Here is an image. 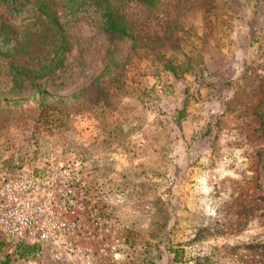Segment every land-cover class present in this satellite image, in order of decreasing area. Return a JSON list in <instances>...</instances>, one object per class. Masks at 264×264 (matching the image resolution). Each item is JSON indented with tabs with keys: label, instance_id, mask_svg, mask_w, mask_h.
<instances>
[{
	"label": "rangeland",
	"instance_id": "obj_1",
	"mask_svg": "<svg viewBox=\"0 0 264 264\" xmlns=\"http://www.w3.org/2000/svg\"><path fill=\"white\" fill-rule=\"evenodd\" d=\"M120 3L128 36L94 4L52 0L55 27L0 0V164L81 154L85 217L113 224L83 243L123 247L96 264H264V0ZM59 252L0 238V264Z\"/></svg>",
	"mask_w": 264,
	"mask_h": 264
},
{
	"label": "built area",
	"instance_id": "obj_2",
	"mask_svg": "<svg viewBox=\"0 0 264 264\" xmlns=\"http://www.w3.org/2000/svg\"><path fill=\"white\" fill-rule=\"evenodd\" d=\"M71 159L76 172L69 160L52 172L22 160L0 164V238L54 246L76 264H96L103 256L118 258L123 252L119 238L105 241L96 251L83 243L95 241V232L110 233L113 224L91 210V219L85 217L90 186L77 168L83 162L81 154L73 152Z\"/></svg>",
	"mask_w": 264,
	"mask_h": 264
},
{
	"label": "trees",
	"instance_id": "obj_3",
	"mask_svg": "<svg viewBox=\"0 0 264 264\" xmlns=\"http://www.w3.org/2000/svg\"><path fill=\"white\" fill-rule=\"evenodd\" d=\"M23 2L32 3L36 10H40L46 13L47 16L51 15L52 20L55 22V27H58V21L55 11L51 6L52 0H22ZM75 2V6H82L81 3L94 4L102 10L103 13V29L106 32H110L114 35L128 36V25L124 20V16L120 13V0H72ZM64 43H67V39L64 38ZM166 70L179 74L178 67L174 64L166 62L164 64Z\"/></svg>",
	"mask_w": 264,
	"mask_h": 264
}]
</instances>
